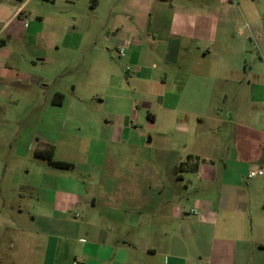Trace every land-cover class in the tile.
I'll return each instance as SVG.
<instances>
[{"label": "crops", "instance_id": "0c3cea01", "mask_svg": "<svg viewBox=\"0 0 264 264\" xmlns=\"http://www.w3.org/2000/svg\"><path fill=\"white\" fill-rule=\"evenodd\" d=\"M122 1L102 35L104 50L88 53L92 70L80 69L98 88L91 99L115 101L108 115H73L91 129L90 161L73 166L91 175L81 179L37 155L53 147L56 160L73 161L55 156L68 117L52 108L65 105L67 94L37 68L64 69L66 51H80L84 31L76 30V19L28 11L32 0H0V231L24 234L16 244L33 264H264V0ZM101 2L90 0L91 8ZM14 41H25L30 73L18 66ZM126 78L136 84L143 114L126 96ZM170 79L175 93L161 88L147 97L146 87ZM179 89H207V179H199L200 188L179 175L199 168L204 153L193 144L199 136L179 145L173 132L155 129L156 106L168 119L205 118L179 109ZM57 93L64 95L61 105L53 104ZM34 96L51 108L22 149L20 137L28 133L14 127L17 109L2 114L4 102H35ZM188 126L174 131L187 134ZM251 171L263 173L250 178ZM181 187L186 200L177 194Z\"/></svg>", "mask_w": 264, "mask_h": 264}, {"label": "rangeland", "instance_id": "374dc122", "mask_svg": "<svg viewBox=\"0 0 264 264\" xmlns=\"http://www.w3.org/2000/svg\"><path fill=\"white\" fill-rule=\"evenodd\" d=\"M194 2H198L199 0H190ZM35 10L44 14L45 16H60L65 18L67 21H72L76 19V27L77 31H84L83 35V45L81 46L80 51L76 52L74 49L70 48L66 51L64 59L67 62V66L61 71H56L59 67L57 65H43L40 64L37 68L44 75H49L51 78L57 81L56 86L54 88H61L65 90L67 94V102L62 107L56 108L53 106L52 114L56 115L61 113L62 117L67 113L68 121L67 126L65 127L63 133V139L60 141L58 146L56 157H65L70 158L73 161V164H80L83 165L87 163V160L90 161V157L86 153L87 149L92 150V142L88 138V133L90 132V127L86 125H81L82 122H76L75 117L73 116L74 113H92V112H100V114L108 115V113L113 111V103L115 101H110L106 99L104 103L99 104V102L94 101L91 99V95L94 91L98 90V88L94 86H90L87 84L85 77H83L80 69L88 70L89 68H93L94 60H90L88 58V53L98 48H103L105 46V42L102 39V35L106 33L113 25V19L115 16L121 13L123 9V1L122 0H102L101 4L96 9L91 8L90 0H69V1H58L56 5H54L53 0H32V4L28 7V11ZM34 18L28 15L27 20ZM25 41L18 42L14 41L13 46L17 53L20 55L18 66L27 73H30L33 66V63L29 59L30 55L24 46ZM106 53L107 50L105 49ZM117 59V58H115ZM129 68V67H128ZM131 70V67L129 68ZM148 74L158 77L160 71L149 69ZM73 83L78 84L77 91H73L71 89V85ZM125 90L126 96L130 98V103L139 102L142 105V110L135 106V110L141 114L146 112L144 110V101L140 99V97L136 94L135 86L129 78H126L125 81ZM138 89V87H136ZM163 89L170 93H175V88H173L172 80L168 81L167 86L162 84L160 87V82H155L154 87H146L144 89L145 93H150L147 97L154 95L160 89ZM26 88H22L23 91L27 93ZM167 89V90H166ZM179 89V93L181 94V104L179 105L180 110L188 111L190 114L200 115L202 114L205 118L201 121L196 120L194 116H191L187 113L176 115V117H172V119H168L162 110L156 109L157 106L153 109V112L157 114V124L155 125L156 130L162 131H170L173 132L171 139L174 143L182 144L184 141H191V134H196L197 138L194 140V148L201 150L204 154L201 155V159H196L198 162V169L196 168L197 165H194V168L190 171L186 172H179V175L183 176V179H193L195 184L192 188H200L202 186L199 185V179H207V89L201 93L198 89ZM152 92V93H151ZM75 93L73 97L72 94ZM27 95H30L27 93ZM82 96V99L80 97ZM36 97V101L32 102L31 98H27L29 100L21 101L19 103H6L4 102V110L2 112L3 115L8 113H14L17 109L18 113V126L17 124L14 127H19L21 130L20 134L24 137H20V147L24 149L27 146L29 140H31V135L33 130H35V124L38 122V118L41 114L45 113L48 107L47 104L41 102L40 96ZM69 97V98H68ZM23 99V98H21ZM20 99V100H21ZM13 107V112L11 110ZM99 108V109H98ZM186 119V120H185ZM188 124V128L191 130L189 133H178L174 131L176 126H184V123ZM63 121L58 123L57 126L55 123H52V127L59 129ZM154 124V123H153ZM150 129V126L142 127L143 130L146 132V129L149 130L148 132H152L154 130L153 126ZM97 131L95 127L92 130V135H94ZM149 134V133H148ZM169 136L170 133H169ZM28 140V141H27ZM21 149V150H22ZM34 155L32 151H30L29 156ZM21 157L28 156V152L21 151ZM55 158V157H54ZM92 159H95L94 154L92 155ZM55 169V168H52ZM61 171V170H59ZM67 174L71 176H78L81 179H91V175L86 172H77L73 168H66L63 170ZM183 185V183L181 182ZM165 192H168L166 190ZM179 197L186 200V194L184 193L182 187L180 191L177 193ZM181 204V203H179ZM24 234H17L15 232H1L0 231V264H33L29 262H24L23 258L26 253L16 244V238L21 237ZM15 242V243H14ZM39 242H44L43 239H39ZM11 244H15L14 247H10ZM38 258V257H37ZM14 259V260H13Z\"/></svg>", "mask_w": 264, "mask_h": 264}, {"label": "trees", "instance_id": "16d2710c", "mask_svg": "<svg viewBox=\"0 0 264 264\" xmlns=\"http://www.w3.org/2000/svg\"><path fill=\"white\" fill-rule=\"evenodd\" d=\"M64 95L62 93H57L53 98V104L61 105L63 103ZM37 155L48 161L49 165L56 168L66 169L73 168L74 164L65 161H59L54 158V148L50 147L45 150H40Z\"/></svg>", "mask_w": 264, "mask_h": 264}, {"label": "built area", "instance_id": "2783aa9c", "mask_svg": "<svg viewBox=\"0 0 264 264\" xmlns=\"http://www.w3.org/2000/svg\"><path fill=\"white\" fill-rule=\"evenodd\" d=\"M118 52H119L120 55H124V53H125V46H121V47H119V48H118ZM127 70L129 71L130 69L127 68ZM262 173H263V172H262ZM262 173H261V171H251V172L249 173V177H250V178H254V177H256L257 175H260V174H262Z\"/></svg>", "mask_w": 264, "mask_h": 264}]
</instances>
